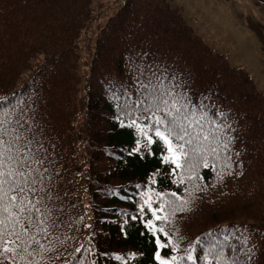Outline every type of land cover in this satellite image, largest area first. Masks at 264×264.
Listing matches in <instances>:
<instances>
[{
	"label": "trees",
	"instance_id": "obj_1",
	"mask_svg": "<svg viewBox=\"0 0 264 264\" xmlns=\"http://www.w3.org/2000/svg\"><path fill=\"white\" fill-rule=\"evenodd\" d=\"M93 1L0 0V97L7 95L11 105L27 101L58 173L53 195L63 205L60 239L53 238L56 252L48 255L55 264H155L150 233L129 219L139 215L134 205L144 189L136 185L180 196L189 185L172 184L162 145L152 146L154 155L128 156L134 130L116 125L115 102L106 95L107 82L127 79L125 59L146 52L183 75L193 93H211L210 109L231 113L239 153L233 171L240 175L221 181L211 168L199 169L204 190L163 226L183 238L179 251L209 230L247 226L250 238L242 246L254 249L250 264H264V93L168 0H124L106 18L110 6ZM217 81L228 88L217 89ZM7 106L0 103V109Z\"/></svg>",
	"mask_w": 264,
	"mask_h": 264
},
{
	"label": "snow or ice",
	"instance_id": "obj_2",
	"mask_svg": "<svg viewBox=\"0 0 264 264\" xmlns=\"http://www.w3.org/2000/svg\"><path fill=\"white\" fill-rule=\"evenodd\" d=\"M149 57L146 52H133L125 59L127 79L107 82L106 95L115 102L112 119L117 126L134 130L128 156L154 155L152 146L162 145L161 163L170 166L172 184L187 182L189 187L183 189L186 196H180L177 191L137 184V189H144L139 193L140 202L134 205L139 215L129 219L139 220L150 233L155 264H197L198 260L201 264H250L254 249L244 247L250 238L247 226L209 230L183 251H179L183 238L163 226L176 211H184L192 203L195 191L204 190L198 183L204 179L199 169L211 168L221 181L225 175H240L233 171V157L239 153L233 148L231 113L225 116L218 108L210 109L211 93H193L184 76L170 64ZM216 87L227 89L228 85L217 81ZM0 103L8 104L0 109V264H55L48 254L56 252L53 238L60 239L57 233L63 210V205L56 203L59 197L53 195L58 175L53 171L55 161L27 101L11 105L5 95ZM155 183V177L149 176L148 185ZM127 224L128 220L123 221L122 233L126 234ZM82 248H75V252ZM165 249L168 251L162 254ZM197 249L202 255H194ZM135 255L130 253V257Z\"/></svg>",
	"mask_w": 264,
	"mask_h": 264
},
{
	"label": "rangeland",
	"instance_id": "obj_3",
	"mask_svg": "<svg viewBox=\"0 0 264 264\" xmlns=\"http://www.w3.org/2000/svg\"><path fill=\"white\" fill-rule=\"evenodd\" d=\"M117 1L114 5H111ZM124 0H94L110 6L105 18ZM195 32L233 65L244 69L264 93V4L258 0H168Z\"/></svg>",
	"mask_w": 264,
	"mask_h": 264
}]
</instances>
